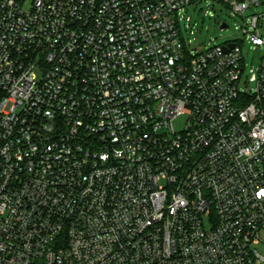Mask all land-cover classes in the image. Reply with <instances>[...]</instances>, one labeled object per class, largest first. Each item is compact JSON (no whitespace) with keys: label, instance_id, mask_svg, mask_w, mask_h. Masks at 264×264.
Returning a JSON list of instances; mask_svg holds the SVG:
<instances>
[{"label":"built area","instance_id":"built-area-1","mask_svg":"<svg viewBox=\"0 0 264 264\" xmlns=\"http://www.w3.org/2000/svg\"><path fill=\"white\" fill-rule=\"evenodd\" d=\"M25 1L0 0V264H264V0ZM211 1L243 40L194 52Z\"/></svg>","mask_w":264,"mask_h":264},{"label":"rangeland","instance_id":"rangeland-1","mask_svg":"<svg viewBox=\"0 0 264 264\" xmlns=\"http://www.w3.org/2000/svg\"><path fill=\"white\" fill-rule=\"evenodd\" d=\"M32 0H26L24 8L28 10L31 6ZM253 13H264V5L248 10L245 16ZM185 18H190V22L182 21L181 29L182 35L185 38L187 48L194 52L202 51L204 48L212 45H221L224 43L232 42L234 40H243L241 34V27L244 26L243 20L237 15H233L231 11L219 7L216 3L212 2L208 5L207 2H202L196 6L187 8ZM225 22L227 28H220V24ZM188 25L185 29L184 26ZM193 31V35L189 32ZM264 35V25L262 27ZM190 41V42H189ZM261 51L259 49L250 48V44L246 42L243 45V57L246 64L243 77L248 82L251 74H256L260 66ZM254 84H249L248 87H253ZM186 117L184 115L178 117L173 121L175 130H182ZM208 227V223H205Z\"/></svg>","mask_w":264,"mask_h":264},{"label":"water","instance_id":"water-1","mask_svg":"<svg viewBox=\"0 0 264 264\" xmlns=\"http://www.w3.org/2000/svg\"><path fill=\"white\" fill-rule=\"evenodd\" d=\"M221 28H225V25H222Z\"/></svg>","mask_w":264,"mask_h":264}]
</instances>
